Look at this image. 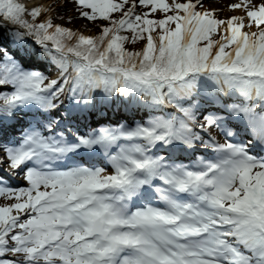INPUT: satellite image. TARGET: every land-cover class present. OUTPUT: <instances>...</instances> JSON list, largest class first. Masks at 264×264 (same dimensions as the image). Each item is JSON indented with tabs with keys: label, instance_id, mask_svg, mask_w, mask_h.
<instances>
[{
	"label": "rangeland",
	"instance_id": "374dc122",
	"mask_svg": "<svg viewBox=\"0 0 264 264\" xmlns=\"http://www.w3.org/2000/svg\"><path fill=\"white\" fill-rule=\"evenodd\" d=\"M28 1H30V0H28ZM171 1L175 4L176 9H177V15L181 18V12L178 9L181 6V4H183L187 0H171ZM188 1L198 2V7L196 8L197 11H195L194 16L192 17L191 21L187 25L188 29H194L195 31H198V32H202V31L210 32L214 24H209L207 21H211V22L213 21L214 22V20H216L217 27H219L218 28L219 33L222 36L221 37L222 40L220 41V43L223 41H227V44H229V46L231 43H235V45H238V40H236L232 37L231 30L227 31V29H226V25H227V23H229V21L231 22V18L227 19V22H225V21H223L222 17L224 16L223 14L226 13V11H233L234 8L236 7V5L240 6V4H238L237 2H233L232 4H230L229 6L224 8V10H223L224 13L222 15L221 14L218 15L219 18L209 20V17L207 15L206 16L204 15L203 9L200 8L201 7L200 5L206 1L215 2L216 0H200V1L199 0H188ZM48 3H50V4L48 5ZM46 5H48L49 8L44 12V14L42 12L41 13L39 12V9L43 10V7H40V8L33 9V10L27 12L23 17H21L23 22H21L19 24L20 26L17 27L16 36L19 35L22 37H26L27 35H26L25 29H27V31H28L30 29L31 25H33L35 23H41V26L44 25L45 28H48V34H49V32L52 33V32H54L55 27H57V25H63V23L59 22L58 20L55 21L56 16L64 17L65 15H73L76 18V20L78 19V21H79L78 22L79 26L77 28L78 29L77 31L78 32L82 31V35H83L82 38H85V36L87 35V37H89V40L91 39L90 41H88V40L85 41L84 39H82L83 41H81L80 45H82V43H93V44L98 43L97 39L93 36V32L79 28L83 24H86V23L89 25V21L91 19H95L98 27H104L105 26V24L102 21H100V19H98V16H99L98 8L94 4L92 5V4H89V2L83 3L81 1L73 0V1H71L70 4L66 5L65 3L62 2V0H46ZM139 9H140L141 14L144 17H148V18L159 17L160 13H161V11H160L161 8H159L157 5H154L153 3L148 4V5L147 4H145V5L141 4ZM241 18H243L245 20V24H244L245 40L249 39V37H250L252 31H254V29L257 31L255 34V37H254V44H252L251 47L254 49L255 54L257 56L261 57V59H263L264 58V21H258L254 17H249V19H246V15H241ZM24 20H25V22H24ZM201 22H202V24H200ZM120 26L121 25L119 24L118 29L120 28ZM19 30L22 31V33ZM122 33H123L122 31L118 30V32H116L115 34H111L110 39L112 38L111 40H118V38L122 36V35H120ZM48 34L45 36V39L48 37ZM5 35L7 36L6 32H5ZM108 35H110V33H108ZM125 38H126L125 36L122 37V39H125ZM149 38H151V37H149ZM151 40L154 44L153 38H151ZM2 44L4 45V43H2ZM143 44L144 45L145 44L151 45L150 41H147L146 38L143 40ZM0 45H1V42H0ZM95 47H97V46H95ZM90 49L91 48L89 47V50ZM122 49H123L122 51L121 50L118 51V53H122V54L111 52L109 50H104L103 52L109 51V53L111 55L112 54H118L122 58L124 56H126L128 58V54L124 53L127 51V49H125L124 47ZM3 52H4V50L1 49L0 55ZM253 54H254V52H253ZM140 58L141 57L136 58L135 61H138V59H140ZM69 62L71 63L72 66H74V63H76V62L80 63L81 60H79V58H77V59L76 58H70ZM116 64H120L122 66H128V64L125 61L116 62ZM101 65H102L101 62L99 60H97L94 62L93 66H90V68H92L94 70H100V71L102 70L103 71L101 74V77H98L96 74L92 73L93 77L95 78L94 79V83H95L94 85L96 87L93 88V96L91 99H93L95 97H102L100 94L102 89L100 87H104V84L106 85V83L112 85V87H113V82H117L116 84L119 85V90L121 89L120 88L121 87L120 79L113 77V76L110 77L109 74H104L105 72H104L103 68H107V67L101 66ZM74 67L75 68H73V69L71 68V71H73V73L77 72L80 69V68H77L76 66H74ZM129 67L134 68V66H129ZM154 70H155V68L152 67L151 71L149 69L145 72V75H149L148 72L149 71L153 72ZM201 71L204 72L203 68L201 69ZM63 74L60 73L59 71H57L53 75L54 77L52 75L50 76V80H51V78H53V79L54 78H62ZM176 74L180 75V77H184L181 67H179L177 69ZM71 75H72V73H71ZM152 75H155V74H152ZM89 82H90V80H89ZM97 85H101V86H99V88L97 89ZM67 87H69V86L67 85ZM70 88H72V86ZM77 89L78 88L76 87L75 90H77ZM55 98H56L55 102L56 103L59 102L60 107L62 106V108H60V111L64 110L63 109L64 106L61 103L63 99H65V102L67 101V105H68L65 109H68V107H70V96L66 90L63 89L61 91V93L59 94V96H55ZM20 197L21 196L15 194L13 199L10 201L0 200V210H2L4 207L6 209L10 208L9 206L17 203Z\"/></svg>",
	"mask_w": 264,
	"mask_h": 264
},
{
	"label": "trees",
	"instance_id": "16d2710c",
	"mask_svg": "<svg viewBox=\"0 0 264 264\" xmlns=\"http://www.w3.org/2000/svg\"><path fill=\"white\" fill-rule=\"evenodd\" d=\"M167 28V24L157 22L150 23L147 30H144L141 25H131L128 27L125 26L124 28L120 29V31H122L123 33L120 34L122 36L119 37L118 40H111L112 38H108V40H111V42L113 43V47L116 49H119L121 47L127 49V51L124 53L128 54L127 60L131 59V63H135V59L140 56L141 58L139 59V62L137 64L142 69H146L150 65L153 60V56L155 55V68L158 69L160 73L168 74L171 73L174 67L176 66L178 60V53L175 49L177 41L171 40L170 44L169 40H165L168 38V32H166ZM93 30L96 32H100V30L95 29V27L93 28ZM36 34L39 39H43L44 36L41 37L42 33ZM155 34H158L162 40L160 41V47L157 50L155 49V45L151 40L152 35ZM123 36H125L126 38L122 39ZM106 38L107 29L102 32L100 38L97 39L98 43L94 44L90 50V43H84L80 45L81 42L78 37H75L65 31L55 32L52 38L48 40L54 42L62 50L72 52L78 55H84L89 51L88 55H86L85 57L89 59H95L100 55L99 49L105 42ZM145 38L147 41H150L151 45L145 44L144 47L141 46ZM214 42L215 40L205 42L198 41L192 48H190L185 53L187 69H194L198 67L205 59H208L211 54V50L214 46ZM114 48V52L117 53L118 51ZM105 58H107L105 59L106 62H111L112 59H116V56H113L108 52L106 53ZM124 58L127 57L124 56ZM213 62H216V59H214Z\"/></svg>",
	"mask_w": 264,
	"mask_h": 264
},
{
	"label": "bare ground",
	"instance_id": "6f19581e",
	"mask_svg": "<svg viewBox=\"0 0 264 264\" xmlns=\"http://www.w3.org/2000/svg\"><path fill=\"white\" fill-rule=\"evenodd\" d=\"M237 2L238 4H240V6L236 5V7L234 8L233 11H226V13L223 12L224 8L227 7L228 5L232 4L233 2ZM23 3V2H22ZM19 0H0V40H4L6 38L5 36V32H9V34L11 36H15L16 31H17V27L20 26L19 24L22 21L21 17H23L25 15V13L27 12V8H33L35 7L40 8L43 7V10L39 9V12L44 14V8H46V1L45 0H32L31 2L28 3V5H23ZM186 3L188 5H191V1H186ZM39 6V7H38ZM239 7V8H238ZM197 8V7H196ZM201 9H203V11L207 14L210 15L211 18H219L218 15H222L223 13V21L227 22V19L231 18V21L235 24H240L243 25L245 24V20L243 18H241V15H246V19H249V17L252 15V12L258 11V10H264V0H216L215 2H210V1H206L203 2L201 7ZM213 10V12H212ZM25 22V20H24ZM209 24H213V22L211 21H207ZM202 24V22L200 23ZM226 25V24H225ZM86 30L88 31L89 27L86 26L85 27ZM100 37V36H99ZM89 37H87V35L85 36L84 40L87 41L86 39H88ZM260 70L258 74H262L264 70V58L261 59L260 57ZM75 66H82L85 64L76 62L74 63ZM107 73L112 74L114 77L116 78H122L124 76H129L132 79H137V80H145V81H149L150 78L147 77L146 75H141L138 74L134 69L128 70L125 68H119V69H115V68H111V69H107L105 70ZM97 76L100 75V72L96 71L95 72ZM177 75L175 77H173L174 79L172 80L173 82H177L178 80L181 79V77L178 78ZM145 78V79H143ZM235 79V78H234ZM115 83V82H113ZM256 91H260L264 93V88L261 86H258L257 88H255ZM158 94H160V92H158ZM226 96L231 98V93L227 94ZM126 98H130V94L128 96H121L120 93L116 94L115 99H118V101H124L125 105L124 106H119V107H124V109H126L128 111V115H138L141 112H148V106L149 107H154L153 110L157 111V113L160 115L159 120H163V118H165V113H170L172 115L175 114L176 112V104L175 103H171L170 105H172V107H169L170 105L169 102H167L166 100H164V97H160L158 98V100L154 103L153 101H148L145 99L142 100H138V96H136L135 98V102L131 103L129 102V100H127ZM233 98H236L235 96H233ZM96 99V98H95ZM136 104H139L140 106H143L142 108H138L136 106ZM95 106H97L96 112L99 113V115H97L96 117H89L87 116V120L88 122H92V123H98L100 121L101 118V114L100 111L102 110V108H111L113 106L111 105H107L106 102L104 100L100 101L98 98L95 101ZM188 105H186L185 109H188ZM93 110L89 108L87 111H90L89 114H91L93 116ZM170 111V112H169ZM20 118V117H17ZM147 118V117H146ZM17 120V119H14ZM170 122V121H169ZM169 122L167 124H169ZM240 128V127H239ZM238 129V128H237ZM241 131V129H239ZM179 156L175 157L176 158Z\"/></svg>",
	"mask_w": 264,
	"mask_h": 264
}]
</instances>
